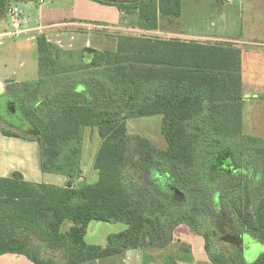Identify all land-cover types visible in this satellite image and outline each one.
<instances>
[{"label":"trees","instance_id":"16d2710c","mask_svg":"<svg viewBox=\"0 0 264 264\" xmlns=\"http://www.w3.org/2000/svg\"><path fill=\"white\" fill-rule=\"evenodd\" d=\"M35 1L0 0V19L12 4ZM182 1L100 0L124 14L136 11L146 32L159 31L161 19L179 18ZM37 51L39 79L0 100V135L37 142L41 171L67 182L34 184L18 172L0 177V256L98 264L140 251L149 264L148 251L167 248L184 224L203 237L212 263L249 264L246 237L264 245V142L243 131L241 49L128 35L118 37L116 51L76 54L42 35ZM155 115L163 116L165 150L129 135V120ZM88 128L101 139L99 177L78 187ZM128 162L153 182L131 181ZM94 221L127 229L106 246L90 245ZM186 248L162 264H192L182 260ZM250 264H264V253Z\"/></svg>","mask_w":264,"mask_h":264},{"label":"rangeland","instance_id":"374dc122","mask_svg":"<svg viewBox=\"0 0 264 264\" xmlns=\"http://www.w3.org/2000/svg\"><path fill=\"white\" fill-rule=\"evenodd\" d=\"M43 1V7L46 14H49V11L51 10L58 11L61 9L62 12H64L65 9L70 11L73 9V5H60L62 2H64V0ZM78 1L79 3L75 7L77 14L71 13V16L74 15L76 20L80 22V32L77 33L78 31H69L65 33L66 37L64 36V44L67 46V49L63 48L68 51H73L76 54L85 49L87 42H89L93 48L100 49L101 47L102 51H116L117 39L120 36L148 35L150 37L163 39L180 38L182 40L207 42L205 39H203L204 36H209L211 33L216 32V30L222 31L223 28L225 32L226 30L231 32L229 33L232 35L230 36L231 39L237 41L239 43V47L244 51V64L246 67V93L244 97L243 110L244 135L248 137L251 136L261 138L264 142V70L262 69L264 67L261 64L258 65L260 71L256 73L259 76L255 77L253 68L257 67V65L251 63V60L255 57V53H250L248 51H251V49L264 50V47H258L256 45L259 43L264 44V0H257V5L254 8L245 7L242 22L229 21L226 24L221 22V26L219 18L229 6L226 0H183L181 16L179 18L161 19V28L156 32H146L139 28L140 22L136 11L132 14H123V16H121L116 6H110L101 3L100 0ZM25 6V4H21L23 9H25ZM212 23H215L216 27H212ZM0 24H2L3 29H8L9 27L11 32L14 31L9 17L0 19ZM105 24H110V27L118 25H121V27L111 29L112 27L107 28L102 26ZM231 26H234V28L228 30L227 28H230ZM65 30L66 29H64V31ZM72 32L75 33L72 34ZM225 32H223L224 34L221 35L225 36ZM72 36H74V40H71ZM226 36L227 38L229 37L228 34H226ZM19 37L20 36H16L14 38ZM69 46L74 47L75 49L68 48ZM36 56H38V53H36ZM5 57L7 58V55L0 49V63L4 68L5 63H3V61ZM29 66H31L32 69L34 68L33 64ZM249 66H251L250 70H248ZM18 69L19 67L17 64L9 65L10 71H15ZM253 75L254 78L252 77ZM256 87H258V89ZM162 128L163 116L161 115L140 117L128 121V131L131 137L141 136L145 139H148L158 149L165 150L168 148V143L163 134ZM100 144L101 139L98 130L88 128L85 131V143L82 156V169L84 171V177L76 181L79 187H84L86 185L95 183L98 180V171L94 169V161ZM52 175L61 176L56 174ZM126 175L133 182L137 181L142 184L153 182L152 176H143L142 174L140 175L133 162H128V165L126 166ZM63 178L67 179V177L64 176L60 177V179ZM60 183H62V180ZM70 225L71 222H66L63 230L66 231ZM121 226L122 223L96 222L91 226L88 232L87 242H96L93 241L94 237L96 236L101 237L103 240L107 234L117 233ZM180 226H186L188 229H190L189 226L184 224ZM180 226H178L176 230ZM96 227L97 233H93L96 232ZM177 234L180 238L176 240L174 232V241L169 245L170 247L168 246L169 248L166 249L165 252L159 254L158 252L156 253L154 249H151L148 251V253H153L154 257L160 260L165 258V256L175 257L177 259L179 257L178 255H181L179 254L180 247L182 245H186L188 248L185 250L187 251H181L183 253L186 252V254L182 257L183 261L191 260L192 264H214L210 261L206 253L203 237L194 233L195 235L193 234L192 236V234H190L191 238H189L187 236V232L185 234L182 229L178 230ZM246 240L245 261L250 264L253 263L262 253H264V245L258 241L254 242V240H251L248 237H246ZM110 261H115V259H105L101 261L100 264H110ZM114 264L117 263L115 262ZM153 264H162V261H156Z\"/></svg>","mask_w":264,"mask_h":264},{"label":"crops","instance_id":"0c3cea01","mask_svg":"<svg viewBox=\"0 0 264 264\" xmlns=\"http://www.w3.org/2000/svg\"><path fill=\"white\" fill-rule=\"evenodd\" d=\"M218 1V0H217ZM229 5L227 10L224 11L222 16L219 18L220 26L222 23H228L229 21H240L242 22L244 16L245 7L254 8L257 5V0H226ZM78 0H64L60 5L70 6L73 5L72 11L65 9L62 12L61 9L51 10L49 14H46L45 9L43 7L44 1L37 0L35 2H27V3H14L10 7H19L21 11H23V24H22V34L18 35L19 38H14L16 36H10V28L3 29L2 24H0V49L7 55V58H4L3 63H5V68L1 66L0 63V100L5 98H10L13 96V93L18 95L19 89L22 84L35 82L39 79V66H38V56H36L37 51V38L39 36H46L48 40L61 48H66L67 46L64 44V39L66 37L67 32L69 31H78L80 32L79 27L81 25L76 18L71 16V13H76V6L78 5ZM21 4H25V9L21 7ZM119 10V9H118ZM57 11V12H56ZM121 16H123V12L119 11ZM9 17V16H7ZM238 23V22H237ZM235 23V24H237ZM107 28H111L110 24L102 25ZM119 26V27H118ZM113 26L111 29L120 28L121 25ZM212 27H216L215 23L211 24ZM234 26L227 28L228 30L233 29ZM64 29H66L64 31ZM73 29V30H71ZM225 30L222 28V31L216 30V32L211 33L209 36H204L203 39L207 41V43H231L237 47H239V43L234 39H231L229 33L226 30V34L229 35L227 38L222 36ZM75 32H72L74 34ZM65 36V37H64ZM13 37V38H12ZM74 36L71 37V40H74ZM258 47H264L263 43L256 44ZM36 48V49H34ZM68 48L75 49L74 47L69 46ZM85 48H93L89 42H87ZM240 48V47H239ZM35 53H34V50ZM65 49V50H66ZM95 50H102L98 48H93ZM241 49V48H240ZM242 51V76H243V94L245 97V60H244V51ZM250 53H255V57L251 60L252 64H256L257 67L253 68L255 72V77L259 76L256 72L260 71L258 65H262L264 67V50L251 49L248 50ZM249 62V61H248ZM17 64L19 67L18 70L10 71L9 65ZM35 68H31L32 65ZM251 69V66L248 67V70ZM264 70V68H262ZM252 70V72H253ZM30 72V73H29ZM254 74V73H253ZM254 78V75L252 76ZM260 86V85H258ZM14 88H18V91H15ZM258 89V87H256ZM260 88V87H259ZM29 137L32 135H28ZM20 173L26 182L34 183V184H45V185H53L58 187H64L66 185L67 179H60L61 176H55L49 173H43L40 169V153L39 146L37 142L27 141L20 138H12L4 135H0V177H10L13 173ZM58 175V174H56ZM65 177V176H64ZM62 180V183H60ZM79 187V185H77ZM97 221L92 222L89 225L88 232L91 226ZM108 223V222H104ZM181 227V226H180ZM178 228L175 231V239L178 240V230L182 229V231L189 238L191 235L193 236V232L191 229H188L186 226ZM127 229V225L122 223L120 230L117 233H121ZM97 233V227L95 228ZM88 232L86 235V241L88 237ZM112 234H107L105 238L102 240L101 237H94L93 241L96 242H87L90 245H99L106 246L108 243V237ZM195 235V234H194ZM204 240V239H203ZM98 241V242H97ZM205 244V241H204ZM170 247V246H169ZM169 247L159 250L154 249L156 253H163ZM150 256L149 264H153L156 261H160V259L155 258L153 253H148ZM117 257V258H116ZM113 257L115 261H110V264H144V256L140 251H128L124 253V255H119ZM0 264H33L26 257L17 255V254H6L0 256ZM100 264V263H98Z\"/></svg>","mask_w":264,"mask_h":264},{"label":"built area","instance_id":"2783aa9c","mask_svg":"<svg viewBox=\"0 0 264 264\" xmlns=\"http://www.w3.org/2000/svg\"><path fill=\"white\" fill-rule=\"evenodd\" d=\"M230 1V0H228ZM23 11L19 7H10L8 10V16L10 18L11 26L14 31L10 32V36H18L22 34V24H23Z\"/></svg>","mask_w":264,"mask_h":264}]
</instances>
